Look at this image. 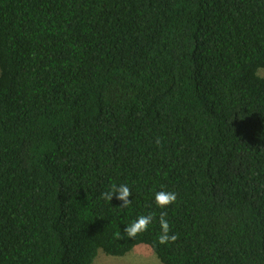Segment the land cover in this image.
Masks as SVG:
<instances>
[{
	"label": "trees",
	"instance_id": "16d2710c",
	"mask_svg": "<svg viewBox=\"0 0 264 264\" xmlns=\"http://www.w3.org/2000/svg\"><path fill=\"white\" fill-rule=\"evenodd\" d=\"M261 68L264 0H0V264H264Z\"/></svg>",
	"mask_w": 264,
	"mask_h": 264
},
{
	"label": "clouds",
	"instance_id": "9594fccd",
	"mask_svg": "<svg viewBox=\"0 0 264 264\" xmlns=\"http://www.w3.org/2000/svg\"><path fill=\"white\" fill-rule=\"evenodd\" d=\"M157 144L160 143L159 138L155 141ZM131 190L126 184L112 185L109 191L101 193V196L106 200H113L114 198L120 201L122 207H127L130 203ZM155 203L160 208H166L167 206L174 204L177 200V194L170 191H156L154 193ZM167 213L162 212L159 216L160 234L158 236V242L160 244H167L174 242L178 239L177 234H171V228L168 220L166 219ZM154 214L149 213L147 215H139L131 224L126 225L123 228V236L117 234L118 238L127 237L129 239H134L138 234L146 231L148 226L153 222Z\"/></svg>",
	"mask_w": 264,
	"mask_h": 264
},
{
	"label": "rangeland",
	"instance_id": "374dc122",
	"mask_svg": "<svg viewBox=\"0 0 264 264\" xmlns=\"http://www.w3.org/2000/svg\"><path fill=\"white\" fill-rule=\"evenodd\" d=\"M264 77V68L258 70ZM92 264H163L146 244H139L123 256L107 255L101 249Z\"/></svg>",
	"mask_w": 264,
	"mask_h": 264
}]
</instances>
